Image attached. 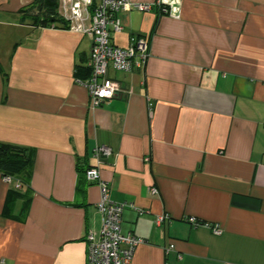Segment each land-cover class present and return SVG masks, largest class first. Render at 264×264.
<instances>
[{"label": "crops", "instance_id": "crops-1", "mask_svg": "<svg viewBox=\"0 0 264 264\" xmlns=\"http://www.w3.org/2000/svg\"><path fill=\"white\" fill-rule=\"evenodd\" d=\"M33 2L0 0V143L35 153L27 196L9 203L0 174V264H87L102 224L100 188L80 172L91 167L134 204L122 224L144 240L133 264H264V0L119 14L111 43L149 38L150 57L110 68L125 92L94 109L77 82L92 40L22 23ZM98 146L113 154L98 160Z\"/></svg>", "mask_w": 264, "mask_h": 264}, {"label": "built area", "instance_id": "built-area-1", "mask_svg": "<svg viewBox=\"0 0 264 264\" xmlns=\"http://www.w3.org/2000/svg\"><path fill=\"white\" fill-rule=\"evenodd\" d=\"M60 17L68 23L69 30L86 35L92 40V48L87 67L90 70L88 79H78L90 95V107L97 108L110 99L122 95L125 90L120 83L108 77L109 69L125 73L135 69H145L149 57L151 42L146 37H132L127 48H120L111 43V31L122 32L123 25L119 14L138 11L149 13L154 8L159 15H168L169 7L164 0L154 3H136L132 0H57ZM151 106V104H150ZM98 160H103L113 154L111 148L98 146L94 151ZM85 178L100 188V200L96 207L102 217L99 231H90L87 235V264H133L135 251L144 240L134 234L123 233V213L127 207L134 204L117 203L111 198L109 183L101 178L98 167L88 168ZM11 184V177H4ZM16 188L21 186L16 184ZM157 190H154L156 193ZM165 220L164 216L157 218V224ZM190 222L198 225L196 219ZM213 233L222 235L220 227H214ZM170 245L167 251L174 249Z\"/></svg>", "mask_w": 264, "mask_h": 264}, {"label": "trees", "instance_id": "trees-1", "mask_svg": "<svg viewBox=\"0 0 264 264\" xmlns=\"http://www.w3.org/2000/svg\"><path fill=\"white\" fill-rule=\"evenodd\" d=\"M57 0H34V2L20 10L21 22L29 21L34 28H48L50 26H61L69 29L68 23L65 22L59 14ZM78 79H85L89 73V68L81 69ZM81 77V78H80ZM34 151L10 144L0 143V174L3 177H11L14 182L11 183L12 189L8 196V202L12 203L18 196L26 195L30 191L29 183L32 175L34 164ZM84 174L86 171H80ZM86 179V178H85ZM16 184L21 186L16 188ZM25 190V192H22ZM27 196V195H26Z\"/></svg>", "mask_w": 264, "mask_h": 264}]
</instances>
